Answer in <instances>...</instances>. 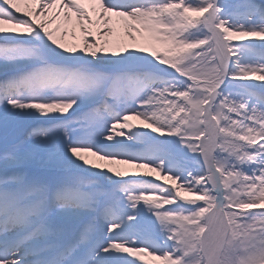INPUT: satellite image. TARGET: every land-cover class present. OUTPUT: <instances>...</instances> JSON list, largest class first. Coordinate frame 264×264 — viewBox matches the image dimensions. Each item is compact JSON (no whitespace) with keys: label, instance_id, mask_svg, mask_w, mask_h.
<instances>
[{"label":"snow or ice","instance_id":"6c2138e0","mask_svg":"<svg viewBox=\"0 0 264 264\" xmlns=\"http://www.w3.org/2000/svg\"><path fill=\"white\" fill-rule=\"evenodd\" d=\"M0 264H264V0H0Z\"/></svg>","mask_w":264,"mask_h":264},{"label":"bare ground","instance_id":"6f19581e","mask_svg":"<svg viewBox=\"0 0 264 264\" xmlns=\"http://www.w3.org/2000/svg\"><path fill=\"white\" fill-rule=\"evenodd\" d=\"M71 39H72V38H71V37H69V41H70V42H71ZM149 259H150V258H149Z\"/></svg>","mask_w":264,"mask_h":264},{"label":"rangeland","instance_id":"374dc122","mask_svg":"<svg viewBox=\"0 0 264 264\" xmlns=\"http://www.w3.org/2000/svg\"><path fill=\"white\" fill-rule=\"evenodd\" d=\"M136 123H139V121H135Z\"/></svg>","mask_w":264,"mask_h":264}]
</instances>
